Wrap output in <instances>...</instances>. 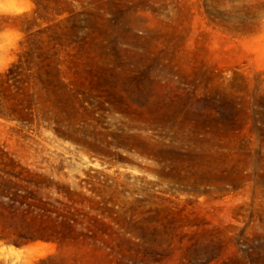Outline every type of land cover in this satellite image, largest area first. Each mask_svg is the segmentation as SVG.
<instances>
[{"label":"rangeland","instance_id":"rangeland-1","mask_svg":"<svg viewBox=\"0 0 264 264\" xmlns=\"http://www.w3.org/2000/svg\"><path fill=\"white\" fill-rule=\"evenodd\" d=\"M0 264H264V0H0Z\"/></svg>","mask_w":264,"mask_h":264},{"label":"trees","instance_id":"trees-1","mask_svg":"<svg viewBox=\"0 0 264 264\" xmlns=\"http://www.w3.org/2000/svg\"><path fill=\"white\" fill-rule=\"evenodd\" d=\"M37 237H29V238H27V241H29V240H35Z\"/></svg>","mask_w":264,"mask_h":264}]
</instances>
